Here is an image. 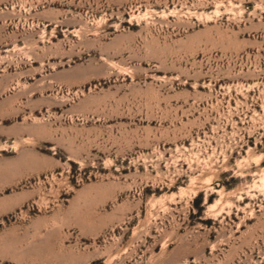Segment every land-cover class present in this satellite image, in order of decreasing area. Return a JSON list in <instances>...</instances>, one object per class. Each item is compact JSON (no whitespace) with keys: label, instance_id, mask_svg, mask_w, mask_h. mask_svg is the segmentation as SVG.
<instances>
[{"label":"rangeland","instance_id":"obj_1","mask_svg":"<svg viewBox=\"0 0 264 264\" xmlns=\"http://www.w3.org/2000/svg\"><path fill=\"white\" fill-rule=\"evenodd\" d=\"M0 264H264V0H0Z\"/></svg>","mask_w":264,"mask_h":264},{"label":"crops","instance_id":"obj_2","mask_svg":"<svg viewBox=\"0 0 264 264\" xmlns=\"http://www.w3.org/2000/svg\"><path fill=\"white\" fill-rule=\"evenodd\" d=\"M23 177L16 163H0V188L12 186ZM23 201L19 191L5 193L0 196V217L17 209Z\"/></svg>","mask_w":264,"mask_h":264}]
</instances>
